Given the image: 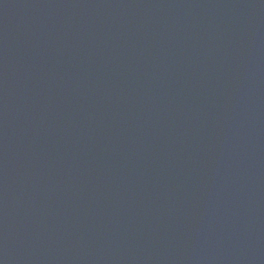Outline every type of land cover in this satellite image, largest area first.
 <instances>
[{"label":"water","instance_id":"obj_1","mask_svg":"<svg viewBox=\"0 0 264 264\" xmlns=\"http://www.w3.org/2000/svg\"><path fill=\"white\" fill-rule=\"evenodd\" d=\"M0 264H264V0H0Z\"/></svg>","mask_w":264,"mask_h":264}]
</instances>
